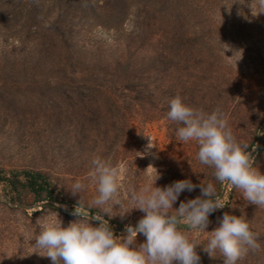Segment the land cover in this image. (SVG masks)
<instances>
[{
  "label": "rangeland",
  "instance_id": "obj_1",
  "mask_svg": "<svg viewBox=\"0 0 264 264\" xmlns=\"http://www.w3.org/2000/svg\"><path fill=\"white\" fill-rule=\"evenodd\" d=\"M48 1L25 0L27 8L23 9L22 0H0V19L5 21L0 29L2 49L26 52L32 48V37L40 33L45 20L60 18L61 14L65 20L67 15L78 13L66 0L50 2L54 4L51 8L44 3ZM106 1L100 0L99 5H105ZM261 3L262 0H244L234 14L216 15L207 23L202 46L198 50L192 47L178 67L169 66L166 92L144 97L136 105L135 101L117 100L116 108L113 101L103 97L67 95L63 91H68L69 86L48 83L49 71L45 69L0 68V93L9 90L12 91L9 96L14 95L11 107L8 104L0 107V173L11 181L15 180L13 174L23 171L42 173L52 182L55 200L60 204L102 216V207L107 208L110 215L104 216L122 226L135 225L144 216L140 210H131L134 205L129 197L133 190L153 185L157 172V187L190 179L197 185L213 183L220 195L225 183L215 180L213 168L199 162L197 143L177 139L176 129L181 125L167 119L169 101L179 96L187 106L206 113L219 108L236 141L246 145L248 152L255 147L264 125V8ZM145 11L141 0L133 1L120 31L93 28L86 22L89 30L81 36L85 48L106 53L107 61L120 55L127 59L132 54L139 59L153 55L157 40L168 37L170 22L175 18L169 13ZM147 23V31H151L149 40L140 33L142 24ZM33 90L41 91L42 95L32 94ZM149 143L153 148H148ZM94 157L119 169L116 199L123 207L114 202L102 207L93 204L98 195L97 184L91 176ZM252 164L264 173V150ZM18 180L24 182L22 178ZM22 182L6 183L3 188L12 203L32 206L51 201L44 195L37 199ZM76 183L84 187L72 195ZM229 191L225 207L209 218L206 231L218 227L225 212L242 216L248 221L259 247L250 249L251 255L237 263L264 264V208L249 204L242 191L233 186ZM200 194L199 187L192 192L185 191L173 207L178 208L181 201ZM42 210L24 211L32 216ZM20 218L19 214L13 216L0 211V220ZM45 219H60L64 227L76 220L65 219L48 208L38 216L37 224L41 225ZM193 235L204 240L210 238L208 232L195 230ZM42 254L45 255L44 251L30 255L22 245L0 240V264H51Z\"/></svg>",
  "mask_w": 264,
  "mask_h": 264
},
{
  "label": "clouds",
  "instance_id": "obj_2",
  "mask_svg": "<svg viewBox=\"0 0 264 264\" xmlns=\"http://www.w3.org/2000/svg\"><path fill=\"white\" fill-rule=\"evenodd\" d=\"M261 7L264 8V0ZM167 119L181 125L176 129L179 141L197 143V159L214 169L216 181L241 190L249 204L264 208V173L253 166L247 146L236 141L219 108L206 113L187 106L177 96L169 101ZM148 148H153L150 143ZM91 165L98 193L93 204L102 207L114 202L123 207L116 199L119 169L100 157H94ZM155 182L131 192L129 200L134 205L131 210H140L144 216L135 225H126L125 235L114 234L109 220L104 219L110 212L102 207L103 216L94 217L99 221L95 226L92 219L89 222L88 217L78 211L73 215L83 219H76L67 227L60 219H45L33 246L42 249L45 253L42 257L49 258L51 264H200L196 252L198 244L182 229L210 233L203 251L211 257L219 251L223 264H237L250 249L259 247L248 221L242 216L225 212L219 226L206 231L209 216L225 207L213 183L197 185L184 179L157 187ZM83 187L76 183L72 195H77ZM197 187L200 196L181 201L178 208L173 207L183 192H192ZM140 234L145 240L137 244Z\"/></svg>",
  "mask_w": 264,
  "mask_h": 264
},
{
  "label": "trees",
  "instance_id": "obj_3",
  "mask_svg": "<svg viewBox=\"0 0 264 264\" xmlns=\"http://www.w3.org/2000/svg\"><path fill=\"white\" fill-rule=\"evenodd\" d=\"M24 1L22 0V7L26 9L27 6ZM53 1L55 0L44 3L49 4ZM66 1L69 2V7L75 8L78 13L67 15L65 20L62 14L60 18L45 20L40 28V33L37 34L38 32H36L37 36L34 34L32 37L34 47L32 46L26 52H22V49L6 51L1 48L2 45L0 44V68H11L14 71L23 68L29 71L32 70L29 67L45 69L49 71L48 76H46L48 83L49 81L59 82L63 86H69L68 91H63L65 94L77 95L81 98L103 97L106 101H113L112 105L116 107L119 104L117 100L135 101L136 105V102L144 97L151 98L161 92L165 93L169 66H175L173 64H176L178 67L187 58L186 55L192 47L198 50V47L202 46V35L208 29L207 23L209 21L216 15L234 14L236 9L241 7L244 0L242 2L241 0H141L146 7L145 12L147 14L150 12H163L162 14L167 15L169 13L175 18L174 21L171 20L170 22L169 31L166 33L168 37L157 40L153 55L145 56L142 59L136 57L135 54L129 56L128 59L125 58V55H120L108 59L112 61H107L108 56L106 53L99 52L98 49L93 51L85 48V42L81 37L84 33H87V29L89 30L85 23L89 22L93 28L104 27L120 31L128 8L135 0H107L106 4L104 3L105 5H99L100 0H95L96 2L93 0ZM49 6L51 8L54 4H49ZM156 19H159V17L156 16ZM75 21L78 23H75ZM4 22L0 19V29H3ZM142 25L143 30L140 33L143 38L149 40L151 38V31H147L149 23ZM126 39L128 40V38ZM21 42V46L24 47V41L21 40ZM79 42H83V44L79 45ZM31 92L34 95H42L39 90ZM22 93L24 94V92ZM10 94H12V91L9 90L0 93L1 108H5L4 104L12 106L10 102L14 95L9 96ZM263 150L264 147L259 155L262 154ZM13 177L15 180L11 181L0 173V180L5 181L7 184L21 183L22 181L18 179L22 178L24 181L22 184L26 185L37 199H41L44 195L47 199L56 201L52 182L44 174L23 171L19 174H13ZM45 210L47 208L34 212L30 216L28 212L21 208H12L0 203L1 212L21 216L20 219L0 220V240L7 239L17 245L20 244L30 255L40 254L43 250L40 249L41 251L36 252V247L33 245L40 227L37 224V218ZM59 214L65 219H83ZM93 224L96 225V223ZM20 230H23V232L18 234ZM182 230L186 232L190 240L198 244L196 252L200 256V264H223L224 258L219 251L214 252L212 257L203 251L208 239L195 237L193 235L195 230ZM144 240L145 237L142 234L137 236V244L143 243ZM250 255L249 250L244 258L246 259ZM243 264H246V262Z\"/></svg>",
  "mask_w": 264,
  "mask_h": 264
},
{
  "label": "water",
  "instance_id": "obj_4",
  "mask_svg": "<svg viewBox=\"0 0 264 264\" xmlns=\"http://www.w3.org/2000/svg\"><path fill=\"white\" fill-rule=\"evenodd\" d=\"M264 147V125L260 128L259 130V133H258V139H257V142H256V145L255 147L249 152L251 154V161L253 162L254 159L257 157V155L260 153V151L263 149ZM6 187V182L5 181H2L0 180V203H3V204H6L8 205L9 207H12V208H21V209H24L26 211H35V210H42L44 208H48V209H51V210H54V211H57L59 213H62L64 215H68V216H72V217H76L75 215H73V213L75 211H78V212H82L85 214V216L88 217V220L90 221L91 219L93 220V223H96L98 224L99 221H95L94 220V217H100L102 215L100 214H97V213H93L91 211H88V210H84V209H81V208H76V207H73V206H69V205H66V204H60L56 201H48L46 203L44 202H39L35 205H32V206H23V205H20L18 203H12L8 198L7 196L5 195L4 191H3V188ZM230 185H228L226 182H225V185L223 187V190L221 192V194L219 196H222L223 197V202H224V205L226 204V201L228 199V196H229V193H230ZM217 211H215L214 213H212L209 218L211 216H213ZM83 218V217H81ZM104 219H107L109 220V226L112 228L114 234H118V235H125V226H122L120 224H116L114 223L112 220L106 218L104 216ZM186 228V226H185Z\"/></svg>",
  "mask_w": 264,
  "mask_h": 264
}]
</instances>
